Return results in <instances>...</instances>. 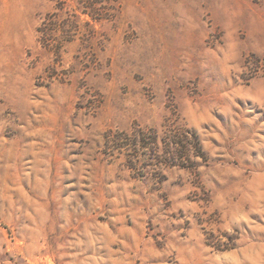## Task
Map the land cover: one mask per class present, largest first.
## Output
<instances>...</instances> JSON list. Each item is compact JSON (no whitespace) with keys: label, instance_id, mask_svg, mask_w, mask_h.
Instances as JSON below:
<instances>
[{"label":"rangeland","instance_id":"1","mask_svg":"<svg viewBox=\"0 0 264 264\" xmlns=\"http://www.w3.org/2000/svg\"><path fill=\"white\" fill-rule=\"evenodd\" d=\"M0 264H264V0H0Z\"/></svg>","mask_w":264,"mask_h":264},{"label":"trees","instance_id":"2","mask_svg":"<svg viewBox=\"0 0 264 264\" xmlns=\"http://www.w3.org/2000/svg\"><path fill=\"white\" fill-rule=\"evenodd\" d=\"M112 133L111 131L109 133L110 135L107 136V144H109ZM113 138H115L114 142L116 144L114 148H118L117 150L120 153H122V150L130 148L128 154H130L131 159L128 161V166L132 170H134V166L139 163L140 159L143 157L147 158L150 162L157 161L161 166V170H163L164 167L171 168L176 166L186 168L187 164L191 162L188 156L190 148H194L195 154H200L201 152V148L195 139H192L189 135H183L182 138L179 139L180 141L174 143V147L176 146L175 148L172 145L167 152H165V155H167L165 161H160L155 149L158 139L155 131L139 129L133 133H116ZM192 142H194V146ZM149 165L150 164H147V166ZM139 171L143 172L141 170ZM161 174V172L157 173L156 177H158V180L164 178V175L161 177Z\"/></svg>","mask_w":264,"mask_h":264}]
</instances>
